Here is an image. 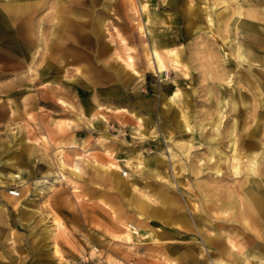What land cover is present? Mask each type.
I'll return each mask as SVG.
<instances>
[{"label":"rangeland","instance_id":"374dc122","mask_svg":"<svg viewBox=\"0 0 264 264\" xmlns=\"http://www.w3.org/2000/svg\"><path fill=\"white\" fill-rule=\"evenodd\" d=\"M10 1L0 264H264V0Z\"/></svg>","mask_w":264,"mask_h":264},{"label":"crops","instance_id":"0c3cea01","mask_svg":"<svg viewBox=\"0 0 264 264\" xmlns=\"http://www.w3.org/2000/svg\"><path fill=\"white\" fill-rule=\"evenodd\" d=\"M26 1H29V0H26ZM6 9H7V12L9 13V15L11 16V18L13 20H16L21 14H24V12L26 11L27 12V9L31 8V4H29V2H19L18 0H11L10 2H7L6 4ZM103 8L105 9V6H103ZM187 13V11H186ZM61 20V19H60ZM99 24H98V31L95 35V39L98 40V34L100 33V30H101V26H102V21H100L101 19L99 18ZM69 22L68 20H64L62 19L61 20V23L62 25L66 28V29H69V30H72L73 27L72 26H69ZM70 33L72 34V32L68 31V34L70 35ZM67 34V35H68ZM72 36V35H71ZM71 38V37H70ZM77 39V38H75ZM156 48V47H155ZM157 49V48H156ZM154 54V53H153ZM254 198H255V205L257 207H259L261 209V212L262 214H264V195H254ZM262 202V203H261ZM261 204V205H259ZM147 211L150 213L152 211V213H154L156 210L153 209V208H147ZM249 221L245 220L243 218V225H245V228L244 229H249L250 226L248 225ZM253 223V222H252ZM131 226H132V232L135 233V232H138V228L131 223ZM248 226V227H247ZM236 228H232V227H229L227 230H223L222 228H218L215 233L213 234V240H214V243L215 245L219 248V250L225 254H227L228 256L230 257H233V258H237V255H240L242 256L243 258V255L245 256L246 254V248L244 246V243L241 241V239H237L236 238V235H238V233H236ZM243 232H246L245 230ZM128 238H130V235H128ZM220 240V242H219ZM221 240L224 241V245H221Z\"/></svg>","mask_w":264,"mask_h":264},{"label":"bare ground","instance_id":"6f19581e","mask_svg":"<svg viewBox=\"0 0 264 264\" xmlns=\"http://www.w3.org/2000/svg\"><path fill=\"white\" fill-rule=\"evenodd\" d=\"M140 8H141V10H142V12L143 13H146L147 14V12H148V4H147V2H141V5H140ZM187 11H188V14L191 16V14H192V8H190V6L189 5H187ZM72 13V15L73 16H75L76 17V14H75V11H73V12H71ZM146 19L148 20V16L146 15ZM146 20V21H147ZM153 53H154V55L156 56V57H158V52H157V49L156 48H154L153 49ZM184 126L185 125H182V130H183V128H184ZM256 157V156H255ZM252 160H253V158H252ZM255 161V160H254ZM253 162V161H252ZM251 162V160H250V162H249V167H251V164H253ZM254 165V164H253ZM253 168V167H252ZM239 169V168H238ZM254 170V169H253ZM256 190V189H255ZM255 199V198H254ZM257 203V202H256ZM262 203V202H261ZM259 205H261V204H259Z\"/></svg>","mask_w":264,"mask_h":264},{"label":"built area","instance_id":"2783aa9c","mask_svg":"<svg viewBox=\"0 0 264 264\" xmlns=\"http://www.w3.org/2000/svg\"><path fill=\"white\" fill-rule=\"evenodd\" d=\"M10 192H11L12 194H14V195H18V192H17V191L11 190Z\"/></svg>","mask_w":264,"mask_h":264}]
</instances>
